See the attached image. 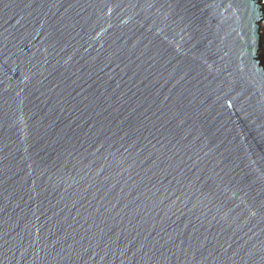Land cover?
Here are the masks:
<instances>
[{"label": "water", "instance_id": "water-1", "mask_svg": "<svg viewBox=\"0 0 264 264\" xmlns=\"http://www.w3.org/2000/svg\"><path fill=\"white\" fill-rule=\"evenodd\" d=\"M260 0H0V264H264Z\"/></svg>", "mask_w": 264, "mask_h": 264}, {"label": "bare ground", "instance_id": "bare-ground-1", "mask_svg": "<svg viewBox=\"0 0 264 264\" xmlns=\"http://www.w3.org/2000/svg\"><path fill=\"white\" fill-rule=\"evenodd\" d=\"M260 33L264 36V24L260 25Z\"/></svg>", "mask_w": 264, "mask_h": 264}, {"label": "built area", "instance_id": "built-area-1", "mask_svg": "<svg viewBox=\"0 0 264 264\" xmlns=\"http://www.w3.org/2000/svg\"><path fill=\"white\" fill-rule=\"evenodd\" d=\"M261 3H263V4H264V0H261Z\"/></svg>", "mask_w": 264, "mask_h": 264}]
</instances>
